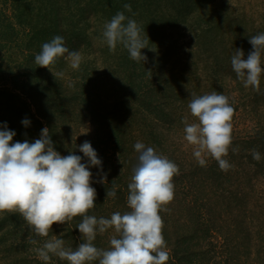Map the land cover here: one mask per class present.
Masks as SVG:
<instances>
[{
	"label": "trees",
	"instance_id": "1",
	"mask_svg": "<svg viewBox=\"0 0 264 264\" xmlns=\"http://www.w3.org/2000/svg\"><path fill=\"white\" fill-rule=\"evenodd\" d=\"M248 2L0 0V130L6 124L16 133L13 143H31L47 127L56 151H74L85 164L78 146L90 142L102 161V171L89 168L97 194L89 214L97 218L130 211L128 184L139 155L134 145L154 148L180 169L170 211L161 213L167 264H264V75L258 94L231 68L235 49L247 59L250 36L264 32V11H252ZM121 11L149 37L145 62L132 60L122 45L113 53L104 42L105 23ZM57 35L82 60L74 70L61 58L55 77L35 56ZM213 91L235 109L225 157L234 167L227 172L210 157L199 166L184 139V118L195 122L191 93ZM252 149L260 152L259 162ZM105 176L107 182H99ZM113 185L116 196L107 199ZM79 221L54 224L50 235L75 249L83 242ZM111 235H98L95 245L107 249ZM42 243L19 214L0 213V264H43L35 252ZM52 264L67 262L53 257Z\"/></svg>",
	"mask_w": 264,
	"mask_h": 264
},
{
	"label": "clouds",
	"instance_id": "2",
	"mask_svg": "<svg viewBox=\"0 0 264 264\" xmlns=\"http://www.w3.org/2000/svg\"><path fill=\"white\" fill-rule=\"evenodd\" d=\"M124 8L132 12L131 4H125ZM142 32L136 20L121 11L105 23L102 36L111 52L115 53L117 46L122 45L130 58L139 63L147 60L142 50L149 48V37L145 38ZM249 43L253 50L247 59L242 49H235L231 68L245 88L251 87L259 94L264 75V32L251 35ZM61 58L72 69L80 68V53L70 51L63 37L57 35L42 45L35 63L56 77L58 74L52 69ZM188 108L195 122L184 118V139L192 146L199 166L206 167L210 157L224 172L233 168L225 159L233 143L235 111L228 97L215 91L203 95L191 93ZM22 123L28 126L30 121L24 119ZM15 135L6 124L0 130V213L19 214L30 232L43 240L35 248L43 264H52L53 257L67 264H167L169 253L161 213L169 212L168 205L174 200L173 181L180 169L173 161L154 148L136 142L138 162L133 168L127 195L130 211L97 218L89 214L96 207L97 195L89 168L100 167L102 171V161L91 143L85 141L78 146L88 159L85 164L74 151L69 155L56 151L47 127L31 143L27 140L13 143ZM250 151L253 160L259 162L260 152ZM99 182L106 183V176ZM106 196L107 199L116 196L115 185L107 190ZM77 217L80 221L76 228L83 242L75 249L67 247L64 239L50 235L54 224L71 226ZM109 230L112 232L109 247H97L94 243L97 236ZM30 241L39 243L31 237Z\"/></svg>",
	"mask_w": 264,
	"mask_h": 264
},
{
	"label": "rangeland",
	"instance_id": "3",
	"mask_svg": "<svg viewBox=\"0 0 264 264\" xmlns=\"http://www.w3.org/2000/svg\"><path fill=\"white\" fill-rule=\"evenodd\" d=\"M248 4H251L252 11L256 13L262 14V11H264V0H249Z\"/></svg>",
	"mask_w": 264,
	"mask_h": 264
}]
</instances>
